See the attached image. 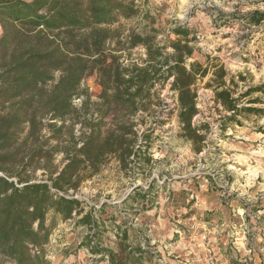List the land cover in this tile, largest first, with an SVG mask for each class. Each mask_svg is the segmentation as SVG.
Segmentation results:
<instances>
[{
  "label": "trees",
  "instance_id": "1",
  "mask_svg": "<svg viewBox=\"0 0 264 264\" xmlns=\"http://www.w3.org/2000/svg\"><path fill=\"white\" fill-rule=\"evenodd\" d=\"M138 12L127 0H0V264H47L50 213L63 221L77 217L76 225L92 228L83 244L92 256L115 264L112 251L97 240L105 221L93 214L104 213L106 204L85 211L69 191L98 175L110 159L131 176L138 175L136 168L149 174L154 133L174 109L181 135L201 151L205 135L193 123L199 113L194 86L208 69L187 63L194 52L191 31L174 27L178 39L168 52L156 35L124 30L122 19ZM246 17L259 24L264 11ZM136 47L145 49V57H132ZM90 75L100 86L96 101L82 87ZM167 83L176 95L172 110L162 97ZM213 89L230 120L241 109L259 111L239 108L224 80ZM162 104L166 107L159 109ZM39 169L42 178L35 177ZM156 187L162 188L153 178L124 203L132 199L145 207Z\"/></svg>",
  "mask_w": 264,
  "mask_h": 264
},
{
  "label": "rangeland",
  "instance_id": "2",
  "mask_svg": "<svg viewBox=\"0 0 264 264\" xmlns=\"http://www.w3.org/2000/svg\"><path fill=\"white\" fill-rule=\"evenodd\" d=\"M127 1H133L139 11L131 19H122L127 33L156 35V42L172 52V43L178 39L172 29L181 26L191 31L194 52L187 63L196 61L208 69L205 77L197 76L194 86L199 113L193 123L205 135L201 151H195L193 142L181 135L176 95L172 96L167 83L162 97L169 103L166 110L174 111L164 116L165 124L154 133L150 173L140 174L136 168L138 175L131 176L130 170L126 174L117 160L110 159L98 175L68 194L82 200L85 211L100 210L106 204L104 213L93 214L105 221L97 240L101 247L104 241L109 246L113 243L118 251H112L115 264H139L124 261L117 241L160 240L150 249L153 264H200L199 256H206L204 264H264V20L252 24L246 17L249 11H264V0ZM2 32L0 25V36ZM131 54L140 59L145 49L136 47ZM223 80L239 98V108L259 111L241 109L230 120L231 112L214 97L213 88ZM82 87L97 100L100 86L94 75L85 77ZM165 107L162 104L159 109ZM61 157L54 163L60 164ZM35 177L42 178V170ZM153 178L162 188L153 189L151 200H144L145 207L132 199L124 203L129 194L144 192L134 189L148 188ZM77 219L63 221L48 215L47 225L53 229L45 246L47 264H109L92 256L83 244L93 231L76 225ZM177 238L185 245L177 248L180 253L167 242Z\"/></svg>",
  "mask_w": 264,
  "mask_h": 264
},
{
  "label": "crops",
  "instance_id": "3",
  "mask_svg": "<svg viewBox=\"0 0 264 264\" xmlns=\"http://www.w3.org/2000/svg\"><path fill=\"white\" fill-rule=\"evenodd\" d=\"M155 225H157V223H155ZM193 228L196 231L198 230L197 225L195 227L193 226ZM197 234H198V232H197ZM180 241L181 240L179 238H177L175 241H167V242L170 243V246H171L170 248L172 251L180 253L181 249H177V248H181V246L182 247L185 246V245H181ZM108 242L109 241H104L103 245L105 246V248L110 249L114 253H118L116 248L113 249V243L110 242L111 245L109 246ZM117 242L120 243L121 248H119V250H120L121 254L124 255V261L130 262L132 260H136V261H138L139 264H153L154 257L152 255V251L150 249L155 248V247H153V244L156 245V243L157 244L162 243L161 240L160 241H117ZM198 245H200V243ZM148 250H150V251H148ZM200 250H202V249H197V251H200ZM219 258H221V257H219ZM198 260H199V262H201L200 264H204L203 262L206 261V256H204V257L199 256Z\"/></svg>",
  "mask_w": 264,
  "mask_h": 264
}]
</instances>
